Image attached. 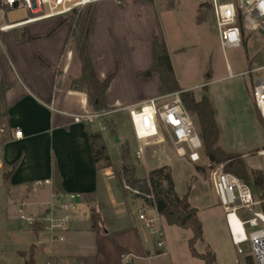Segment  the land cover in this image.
I'll list each match as a JSON object with an SVG mask.
<instances>
[{
  "label": "crops",
  "instance_id": "1",
  "mask_svg": "<svg viewBox=\"0 0 264 264\" xmlns=\"http://www.w3.org/2000/svg\"><path fill=\"white\" fill-rule=\"evenodd\" d=\"M177 4L167 6L164 0L93 2L89 53L100 80L114 75L107 94L111 108L137 106L155 97L160 79L158 88L137 101L121 100L114 86L121 77L120 67L131 70L138 80L148 69L141 54L134 59L137 49L152 53L153 66L154 43L163 39L160 10ZM64 17L23 25L0 20V96L1 85L6 89L0 104V228L14 240L11 249L0 251L2 263L26 264L21 254L33 249L36 264H164L154 260L169 253L167 242L164 249L154 246L151 239L143 238L138 212L122 214L126 202L112 170L93 159L91 128L74 122V116L89 111V106L87 95L72 87L82 66L71 35L73 25L60 23ZM112 128H117L114 121ZM19 130L23 136L16 138ZM40 182L43 186L38 188ZM69 194H80L83 200L70 229L61 234L62 240L19 220L20 209L39 216ZM92 211L100 217L99 237L93 230ZM149 212L159 216L163 231L165 226L176 227L156 211ZM235 264L242 263L237 259Z\"/></svg>",
  "mask_w": 264,
  "mask_h": 264
},
{
  "label": "rangeland",
  "instance_id": "2",
  "mask_svg": "<svg viewBox=\"0 0 264 264\" xmlns=\"http://www.w3.org/2000/svg\"><path fill=\"white\" fill-rule=\"evenodd\" d=\"M164 1L167 6L178 3L175 8L160 10V33L163 39L159 41L165 42L167 46L175 76L182 91L163 93L160 81V87L154 98L174 93L182 94L183 92L192 93L197 101L208 96L216 110L221 131L219 146L230 151L229 153L241 155L245 161L248 174L253 179L252 172L262 171V161L258 152L264 148V121L259 116L253 98V87L257 79L264 77V70L255 71L264 67V30L248 32L245 29L242 46L224 51L212 16L210 0ZM235 1L238 3L240 0ZM92 4L76 11L75 15H68L62 19L63 21H59L61 24L68 21L69 24L73 25V38L78 58L79 49L85 40L88 20L92 10L94 11ZM203 4L205 6H202ZM30 16V12L24 8L0 9V20H6L10 23L26 20ZM198 16H200V22L197 20ZM77 19H79V23H76ZM140 54L143 58L142 63L149 66L139 75L141 81L131 76V70L120 67L121 77L114 86V93L121 100L137 101L158 88L160 79L158 69L163 67L164 61L162 58L154 59L152 66V53L149 54L146 49H143L142 54L137 49V53L133 55L134 59H137ZM121 66L123 65L121 64ZM152 68H154L152 75L145 77L144 74ZM209 82L212 83L209 84ZM129 106L119 105L116 108H111V110ZM193 117L202 138L198 118ZM111 120L114 121L117 128L111 127L114 132H111L112 130L104 132L103 137L112 157H110L112 163L110 169L122 195L124 196V192L126 193L125 200H123L126 203L124 202L122 214L136 215L141 206L140 202L143 204V209L148 210V207L142 199L135 197L134 191L129 189L125 182H122V186L119 185L116 173L122 175L124 166L134 167L136 168L135 178L140 181L147 178L151 171L167 168L171 171L178 195L182 197L189 193L191 206L198 209V218L203 224L204 231L203 239L196 246L198 252H210L216 255L217 264H235L237 259L245 264L246 258L251 256L250 248L245 245L243 248L246 254L239 255L230 236H228L225 214L218 203L210 181V173L215 168L208 167L211 162L205 154V147L202 153V163L194 165L186 158H179L170 139L165 138L143 145V159L137 161L135 154L139 145L135 139L128 112L115 113L111 116ZM117 138L121 140V143L116 142ZM125 145L130 148V159L128 160L123 159V147ZM219 164H222L224 171H226L227 163ZM101 165L106 167L105 162H101ZM198 168H201L202 171L199 172ZM257 198L260 199L258 196ZM131 199L139 202L134 203ZM147 215L151 220L157 219L156 214L152 212H147ZM144 227L143 238L151 239L153 245L156 246L157 237L150 236V230ZM160 227V220L154 221V228ZM164 229L169 253L164 257L155 258L154 263L204 264L202 261L190 257L188 245L189 240L193 237L192 231L168 226H165ZM12 243H14L13 238L0 228V251L11 249ZM0 264H4V262L2 263L1 252ZM143 264L147 263L143 262Z\"/></svg>",
  "mask_w": 264,
  "mask_h": 264
},
{
  "label": "built area",
  "instance_id": "3",
  "mask_svg": "<svg viewBox=\"0 0 264 264\" xmlns=\"http://www.w3.org/2000/svg\"><path fill=\"white\" fill-rule=\"evenodd\" d=\"M95 0H0L4 9L24 8L30 17L17 23L52 19L71 15ZM213 6L222 49L240 48L243 43V29L239 25V17L243 18L244 30H264V0H240L238 3L229 0H210ZM230 70V68H229ZM264 70V67L255 71ZM232 76V75H231ZM233 77V76H232ZM253 98L256 108L264 120V77L258 78L253 87ZM119 112H128L135 139L139 145L135 154L137 161L143 159V145L162 139H170L179 158H186L194 165L203 161V142L194 121L193 115L183 104L181 93L150 99L137 106L120 107L105 112L86 111L75 115L74 122L103 134L111 130V116ZM23 136L22 131L16 132V138ZM264 173V148L258 152ZM215 166V167H214ZM215 168L210 173V181L225 213V221L232 244L238 254L245 255L244 246L250 248L254 264H264V210L262 200L258 199L253 188L235 175L224 171L222 164L210 163ZM43 183H38L40 188ZM83 196L69 194L63 200L56 201L39 216H31L23 209L19 211V220L27 227L51 234L62 240L61 234L68 231L73 223L74 215L79 210ZM148 210L140 209L138 218L150 232L157 237L159 249L165 248V233L162 227L155 229ZM154 211V210H153ZM244 213V214H241Z\"/></svg>",
  "mask_w": 264,
  "mask_h": 264
},
{
  "label": "trees",
  "instance_id": "4",
  "mask_svg": "<svg viewBox=\"0 0 264 264\" xmlns=\"http://www.w3.org/2000/svg\"><path fill=\"white\" fill-rule=\"evenodd\" d=\"M141 1L150 2L152 0ZM210 5L212 8V16L214 18L213 6L211 2ZM202 6L205 5L203 4ZM73 14L75 15L76 11H73L71 15ZM93 14L94 11L92 10L91 17L88 20L85 40L79 49V60L82 66V74L80 78L73 80L72 87L84 92L87 95L90 111L105 112L111 111L107 94L114 79V75H111L104 81L100 80L92 62L88 42ZM197 20L200 22V16H198ZM238 22L244 32L242 16L239 17ZM76 23H79V19H77ZM71 35L73 36V31ZM22 37L25 38L26 33H23ZM154 50L155 59L162 58L164 61L163 67L158 69L161 81V91H163V93L182 91L175 76L165 43L163 41L156 40L154 43ZM154 68L144 74V76L150 77L154 72ZM5 93L6 89L1 85L0 104L3 101ZM181 98L186 110L198 118L201 128L203 148L205 147V154L210 162L214 165L227 163L225 168L226 172L235 175L246 184L250 185L256 192L257 196L264 201L263 171L252 172L253 179H251L243 157L235 153H228L219 146L221 133L217 124L216 113L210 98L208 96H204L200 101H197L194 95L190 92H183L181 94ZM259 116L262 119L260 113ZM88 132L95 163L98 164L105 162L107 168H112L110 155L104 142L103 135L93 132L91 129H88ZM123 159H130V148L128 145L123 147ZM197 170L199 172L202 171L201 168H198ZM135 173L136 168L124 166L121 173L122 175H120V173H116L119 185L122 186V182H125L128 188L134 191L135 197L142 199L145 205L162 216L168 225L192 231L193 237L189 240V251L191 256L202 261L204 264H215L216 257L214 254L210 252L199 253L196 248L197 243L203 239V224L198 218V209L191 206L190 194L187 193L182 197L178 195L171 171L167 168L156 169L151 171L147 178L140 181L135 178ZM57 185H60L59 178H57ZM125 195L126 193L124 192V196ZM262 208L264 210V203L262 204ZM91 221L93 224V230L97 233L98 237L101 236V221L99 215L95 211H92L91 213ZM21 256L27 258L26 264H36L33 249H31L28 253L21 254Z\"/></svg>",
  "mask_w": 264,
  "mask_h": 264
},
{
  "label": "water",
  "instance_id": "5",
  "mask_svg": "<svg viewBox=\"0 0 264 264\" xmlns=\"http://www.w3.org/2000/svg\"><path fill=\"white\" fill-rule=\"evenodd\" d=\"M116 142L117 143H120V140L119 139H116ZM246 262H247V264H254L253 258L251 256H249V257L246 258Z\"/></svg>",
  "mask_w": 264,
  "mask_h": 264
},
{
  "label": "bare ground",
  "instance_id": "6",
  "mask_svg": "<svg viewBox=\"0 0 264 264\" xmlns=\"http://www.w3.org/2000/svg\"><path fill=\"white\" fill-rule=\"evenodd\" d=\"M32 22H34V21H32ZM32 22H30V23H32ZM21 25H23V24H21Z\"/></svg>",
  "mask_w": 264,
  "mask_h": 264
}]
</instances>
